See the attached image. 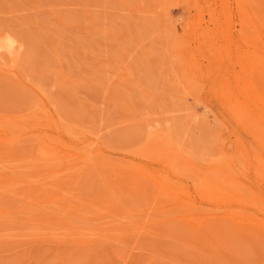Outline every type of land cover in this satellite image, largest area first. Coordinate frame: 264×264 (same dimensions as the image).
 Listing matches in <instances>:
<instances>
[{
	"label": "rangeland",
	"instance_id": "1",
	"mask_svg": "<svg viewBox=\"0 0 264 264\" xmlns=\"http://www.w3.org/2000/svg\"><path fill=\"white\" fill-rule=\"evenodd\" d=\"M8 39L0 264H264V150L225 93L264 96V0H0Z\"/></svg>",
	"mask_w": 264,
	"mask_h": 264
},
{
	"label": "bare ground",
	"instance_id": "2",
	"mask_svg": "<svg viewBox=\"0 0 264 264\" xmlns=\"http://www.w3.org/2000/svg\"><path fill=\"white\" fill-rule=\"evenodd\" d=\"M14 50L15 47L13 41L9 39L7 41H0V52L6 51L10 54H13ZM225 88V93L228 96L227 99L233 111L235 120L240 126L246 129L253 136V138L258 142V144L261 145V148L264 150V130L260 126V121L264 119L263 94L258 92L253 84H249L247 89H245L243 98H239L237 94L231 93L227 87ZM239 144H242V142ZM240 146L242 147V145ZM255 160L257 162V166H263L264 168V160L260 156H256ZM221 183L222 181L217 178L208 180L204 179L202 181V194L209 195L208 191H212L211 198L213 200H217V195L219 193L227 191V189L221 185ZM227 192L231 193V191Z\"/></svg>",
	"mask_w": 264,
	"mask_h": 264
}]
</instances>
